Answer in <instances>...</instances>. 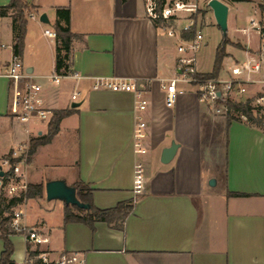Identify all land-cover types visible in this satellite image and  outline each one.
Returning <instances> with one entry per match:
<instances>
[{"label": "crops", "instance_id": "crops-1", "mask_svg": "<svg viewBox=\"0 0 264 264\" xmlns=\"http://www.w3.org/2000/svg\"><path fill=\"white\" fill-rule=\"evenodd\" d=\"M8 1L0 0V7ZM26 1L31 6L27 14L33 17L27 15L19 57L32 79L42 85L48 107L74 110L60 120L59 130L49 142L37 146L30 159L20 163L23 180L43 185L52 179L70 185L81 180L91 189L92 202L98 208L133 201L123 228L118 229L103 221L94 222L92 228L81 222L64 224V203L47 200L45 191L25 199L12 210L21 209V225L35 228L47 238L28 250L45 251L51 259L74 251L84 257L85 264H264V128L243 116L227 122L214 105L200 102L195 86L187 82L176 86L174 103L166 105L165 85L175 76L179 58L172 48L174 40L177 46L181 44V38L166 35L153 23L145 0ZM230 3L235 11L249 4L257 13L249 21L258 30L260 42L235 41L243 52L242 60L225 49L224 58L230 65L222 67L220 78L227 76L234 63L255 58L264 41V23L259 21L264 20L259 8L262 2ZM58 7L68 8L74 36L66 60L70 75L55 84L49 75L55 70L57 42L44 29L54 32ZM42 14L46 22L40 20ZM12 19L11 11L0 15V63L13 55ZM200 47L193 54V65L197 72H209L197 58ZM262 75L264 71L249 77L257 80ZM96 78L134 79L145 85L144 156L138 157L133 147L135 95L95 89ZM246 87L244 99H255L258 82ZM73 92L78 93L75 101L70 99ZM8 101L9 82L0 76L1 171L4 157L45 134L48 126L46 121L22 123L11 117ZM172 142L178 147L163 163L161 152ZM138 158L144 165L139 193L133 190ZM8 237L13 244V264H24L28 244L24 236L15 232ZM2 250L0 238V254Z\"/></svg>", "mask_w": 264, "mask_h": 264}, {"label": "built area", "instance_id": "built-area-1", "mask_svg": "<svg viewBox=\"0 0 264 264\" xmlns=\"http://www.w3.org/2000/svg\"><path fill=\"white\" fill-rule=\"evenodd\" d=\"M206 5L208 6L207 3ZM199 8L198 0H162L160 7L157 0H145L146 13L152 21H160L156 26L168 36L181 38V44L177 46V51L181 56L177 60L175 76L165 85L166 105L170 106L174 103L177 92L176 86L179 81L194 85L198 100L214 105L216 113L226 112L224 105L226 99L241 101L247 93V83L258 82L260 88L255 93L254 102L257 105H264V75L257 80L249 77L250 73H261L264 71V41L255 58H252L247 63H234L228 69V74L225 78L217 77L196 80L191 77V73L196 71L193 65V54L201 46L203 40L202 31L198 29ZM27 15L33 17L32 13H28ZM193 27L194 33L192 37L185 39L181 36L183 32H189ZM44 34L49 37H55V33L48 28L44 29ZM65 75H70L69 69L64 74L54 70L49 75V79L57 84ZM73 75L75 76L76 74L73 73ZM0 76L6 78L9 82L8 114L11 117L22 123H26L32 119L40 122L50 121L53 110L45 103L42 85L32 79L19 55L13 54L9 61L0 63ZM92 86L95 89L104 88L118 92H130L135 95L133 147L138 157L144 156L146 148L143 145V141L146 137L145 129L147 124L142 113L147 105L145 97L147 89L145 85L134 79L96 78ZM217 92H220V99L216 96ZM77 95V92L71 93L70 99L75 101ZM27 151L28 145H21L17 149H13L8 157L3 159L1 167L4 169V172L3 176H0V190L3 195L12 197L25 190L26 183L23 180V174L19 169V165L26 162L28 157ZM143 181V160L138 158L134 163L133 190L135 192L139 193L141 191ZM21 217V209L12 210L8 225L13 232L21 233L24 236L28 247L47 242V238L37 229L21 225ZM29 253L30 251L27 249V258L24 264H37V260L44 264L51 262L55 264H85L84 257L74 251L63 252L54 259L49 258L48 253L45 251H38L36 255H30Z\"/></svg>", "mask_w": 264, "mask_h": 264}, {"label": "trees", "instance_id": "trees-1", "mask_svg": "<svg viewBox=\"0 0 264 264\" xmlns=\"http://www.w3.org/2000/svg\"><path fill=\"white\" fill-rule=\"evenodd\" d=\"M160 7L162 0H157ZM241 1V0H233ZM31 8L26 0H9L5 6L0 7V15H6L8 11L12 12V29L14 33V43L12 46L13 54L21 55L24 46L25 27L27 23V11ZM260 11L264 15V4L259 5ZM56 20L54 23V33L56 37L55 47V71L59 73L66 72L67 63L66 60L69 57L70 43L74 34L69 29V10L68 8L58 7L55 9ZM159 20H154L153 23L157 25ZM194 33V27L189 32H183L181 36L185 39L192 37ZM230 40L228 37H222L220 43L216 46L212 68L209 72H193L191 77L196 80H205L210 78H217L219 71L222 69V60L227 55L225 46ZM239 46V45H238ZM226 107L225 117L227 122L233 119H240L243 116L249 123L259 126L261 117H255L253 115L254 106L250 104V99L245 101H233L226 99L224 102ZM74 109L67 108L63 110L53 111V115L48 122L47 132L43 135L31 138L28 143V157L26 161L30 159V156L35 151L36 147L49 142L53 136L59 130L60 120L73 112ZM235 112V114H233ZM5 177V175H4ZM76 188L77 198L89 205V208L84 209L76 205L65 204L63 211V222H81L87 224L92 228L93 223L96 221H103L108 224H112L113 227L122 229L126 217L130 214L133 208V201L118 202L115 206L109 208H98L92 202V192L89 186L83 183L81 180H77L74 185ZM44 191L43 183H26L24 191L18 195L12 196L9 199L4 197L0 192V238L3 241V250L0 254V264H13L10 256L13 253V244L8 235L15 233L9 228V221L12 215V208L24 201L25 199L33 198L36 196H42ZM228 195L242 196L241 193L229 192ZM73 208L74 210H72ZM28 249V244H27ZM30 255H36L37 251L29 253ZM37 264L41 263L39 260ZM49 264H55L53 262Z\"/></svg>", "mask_w": 264, "mask_h": 264}, {"label": "rangeland", "instance_id": "rangeland-1", "mask_svg": "<svg viewBox=\"0 0 264 264\" xmlns=\"http://www.w3.org/2000/svg\"><path fill=\"white\" fill-rule=\"evenodd\" d=\"M207 1L208 0H198V5L200 7L199 8L200 12H199L198 29L202 31L203 40H202V46L200 47L198 51L197 58H200L202 69L211 70L215 49H216V46L220 43L223 37V34L220 28L215 23L211 9L206 5ZM224 1L229 5L231 4L230 0H227L229 2H227L226 0ZM259 1L264 4V0H259ZM238 7H239V4L237 8ZM250 16L257 17L258 15L257 13L253 11V9L251 8L249 4H242L241 7H239L238 10L236 11L233 9L232 5H230V12H229L228 23H227L228 27H227V33H226V37H228L230 42L226 44L225 49L228 52H230V54H232L238 60L243 59V52L239 49L240 44L236 42L238 41L241 43L244 42L248 45H257L260 42L258 30L252 27L250 24V21H249ZM259 21L261 23H264L263 19ZM243 28L244 29L246 28L245 30H247V32H245ZM177 42L178 41L174 40L172 51L174 55L179 57L181 56V54L177 51ZM232 55H230L231 59H233ZM221 65L225 69L230 65V63L227 59L224 58L222 60ZM218 76L220 75L218 74ZM183 84H184V81H179L177 83V86H181ZM244 98H242L241 101H245L246 99ZM250 104L255 107V109L253 110V115H255V117H261L259 126L264 128V105H257L254 102V99H250ZM223 113L225 114V112ZM233 114H235V112H233ZM31 127L32 129H35V125H31ZM41 127L43 128L44 125H42ZM7 157L8 155L4 157L3 159ZM2 162L3 160L1 161V163ZM71 209L74 210L73 208ZM18 235L23 236L21 233H18Z\"/></svg>", "mask_w": 264, "mask_h": 264}, {"label": "water", "instance_id": "water-1", "mask_svg": "<svg viewBox=\"0 0 264 264\" xmlns=\"http://www.w3.org/2000/svg\"><path fill=\"white\" fill-rule=\"evenodd\" d=\"M207 4L212 11L215 23L220 28L223 37H225L227 33L228 5L221 0H208ZM40 20L44 22L47 21L44 14L41 15ZM216 96L220 99V92H217ZM177 147L178 144L175 142H172L168 147H165L161 152V162H168L173 157ZM2 174L3 171H1L0 168V176ZM210 184H214V181L211 180ZM44 191L47 200L58 199L65 204L76 205L84 209L89 208L87 203H83L77 198L76 188L73 185L67 184L63 179L46 181L44 184Z\"/></svg>", "mask_w": 264, "mask_h": 264}]
</instances>
